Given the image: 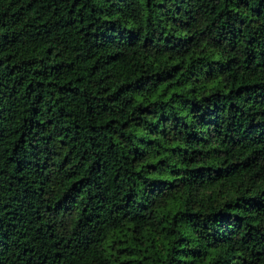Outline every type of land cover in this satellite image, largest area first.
<instances>
[{
    "label": "trees",
    "instance_id": "obj_1",
    "mask_svg": "<svg viewBox=\"0 0 264 264\" xmlns=\"http://www.w3.org/2000/svg\"><path fill=\"white\" fill-rule=\"evenodd\" d=\"M0 264H264V0H0Z\"/></svg>",
    "mask_w": 264,
    "mask_h": 264
}]
</instances>
